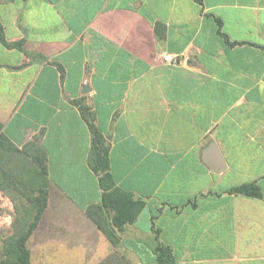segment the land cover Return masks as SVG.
Returning <instances> with one entry per match:
<instances>
[{
    "label": "crops",
    "instance_id": "crops-1",
    "mask_svg": "<svg viewBox=\"0 0 264 264\" xmlns=\"http://www.w3.org/2000/svg\"><path fill=\"white\" fill-rule=\"evenodd\" d=\"M0 134L5 170L45 189L32 264L76 249L81 264H157L160 243L176 264H264V0H0ZM250 182L261 196L231 191ZM117 187L145 205L114 246L87 209L112 226ZM20 191L0 189L11 223Z\"/></svg>",
    "mask_w": 264,
    "mask_h": 264
},
{
    "label": "trees",
    "instance_id": "trees-1",
    "mask_svg": "<svg viewBox=\"0 0 264 264\" xmlns=\"http://www.w3.org/2000/svg\"><path fill=\"white\" fill-rule=\"evenodd\" d=\"M75 103L80 107L85 117L91 134V148L89 154V162L96 172H101L102 176H109V157L108 145L106 139L102 135L96 124L95 113L91 108L76 100ZM0 148H15L5 143L0 134ZM41 163L39 159H36ZM29 175L23 178H16L5 170L4 163L0 161V189L12 187L22 190L26 201L16 205L14 218L9 232L0 231V264H32L30 250L27 247V240L31 235L36 221L45 206V189L37 188L38 194L32 196V189ZM101 182H103V177ZM26 184L28 187L24 186ZM103 185V183H102ZM120 188H113L110 192L103 194V205L109 210L114 211L111 219L112 226H108L103 216L101 205H91L87 209V214L96 223L98 228L105 234L112 245L116 246L119 242L117 231L122 230L123 225L138 214L145 205L143 200L132 201L129 194L120 192ZM233 192L245 194L248 196H261L260 188L257 184L243 183L231 189ZM130 210V214L125 216V211ZM116 227V228H115ZM155 261L157 264H176V257L172 249L163 243L156 246ZM111 257V256H110ZM110 260L104 261L102 264H110Z\"/></svg>",
    "mask_w": 264,
    "mask_h": 264
},
{
    "label": "rangeland",
    "instance_id": "rangeland-1",
    "mask_svg": "<svg viewBox=\"0 0 264 264\" xmlns=\"http://www.w3.org/2000/svg\"><path fill=\"white\" fill-rule=\"evenodd\" d=\"M13 210H14V208H13ZM0 212H1V209H0ZM13 218H14V216H13ZM12 221H13V219H12ZM11 224L9 226H0V231L9 232L10 228H11ZM105 245H106V243H105ZM79 251H80L79 249L78 250L77 249L72 250L71 252L66 251V254H69V256H63V258H50V263L51 264H60L57 262V261H59V259H62V260L66 259L69 262L68 264H81L82 256L78 255ZM57 253H59V252H57ZM110 256L104 258V261L110 260L111 261L110 264H132L131 261H129L128 259H126L124 257H120V256H116V255H110ZM93 259H95V258H93ZM32 261H33V264H48L49 258L33 257Z\"/></svg>",
    "mask_w": 264,
    "mask_h": 264
},
{
    "label": "built area",
    "instance_id": "built-area-1",
    "mask_svg": "<svg viewBox=\"0 0 264 264\" xmlns=\"http://www.w3.org/2000/svg\"><path fill=\"white\" fill-rule=\"evenodd\" d=\"M160 57L163 61L171 62L176 61V54H169L162 52ZM0 226H9L11 223L12 206L8 199L0 193Z\"/></svg>",
    "mask_w": 264,
    "mask_h": 264
},
{
    "label": "water",
    "instance_id": "water-1",
    "mask_svg": "<svg viewBox=\"0 0 264 264\" xmlns=\"http://www.w3.org/2000/svg\"><path fill=\"white\" fill-rule=\"evenodd\" d=\"M206 155L208 156V157H210V158H215V157H217V153H216V151H214V149H210V148H208L207 150H206Z\"/></svg>",
    "mask_w": 264,
    "mask_h": 264
}]
</instances>
